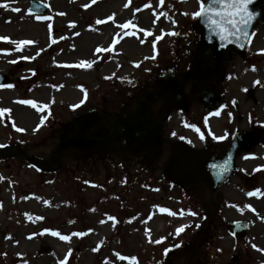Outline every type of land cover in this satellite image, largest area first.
I'll list each match as a JSON object with an SVG mask.
<instances>
[{
    "label": "rangeland",
    "instance_id": "374dc122",
    "mask_svg": "<svg viewBox=\"0 0 264 264\" xmlns=\"http://www.w3.org/2000/svg\"><path fill=\"white\" fill-rule=\"evenodd\" d=\"M41 1L49 6L45 14L29 12L30 0L25 12L50 17L43 20L42 41L22 56L0 43V72L12 78V87H0V109L9 110L0 117V264H264V144L238 158L236 176L220 190L210 194L202 188L199 198L173 186L160 160L152 161L151 170L145 156L125 158L113 148L62 156V167L53 171V165L43 170L28 159L51 158L62 139L75 132V121L91 109L101 110L108 125L121 107L168 69L188 70L200 31L194 13L205 0ZM58 19L80 24L72 39L87 50L70 56L65 67L54 58L68 56L71 38L63 32L70 28H63L64 22L51 24ZM262 50L264 21L243 53L230 52L217 83L225 94L222 106L208 110L190 83L185 88L190 106L184 113L174 108L165 127L198 149L205 138L223 137L231 118L235 130L251 122L264 126ZM78 56L93 62L87 73L72 63ZM61 76L67 81L58 90ZM106 130L102 126L93 133ZM106 162L112 163L109 173L104 171ZM123 171L134 182L133 189L121 192L117 174ZM144 178L147 183L140 185ZM256 189L260 191L248 195ZM108 217H114L110 229L91 235ZM235 220L248 221L249 229L234 235ZM178 228H183L179 235ZM46 229L69 235V245ZM79 231L86 237L72 235ZM178 251L190 254L189 260L177 256ZM165 252L173 253L164 259ZM116 253L129 259L120 260Z\"/></svg>",
    "mask_w": 264,
    "mask_h": 264
},
{
    "label": "water",
    "instance_id": "95a60500",
    "mask_svg": "<svg viewBox=\"0 0 264 264\" xmlns=\"http://www.w3.org/2000/svg\"><path fill=\"white\" fill-rule=\"evenodd\" d=\"M209 2L210 0H207L204 6L207 7ZM260 2L261 0H251V3L248 5V10L253 14V17L247 28L244 29L248 33L246 38L237 34L236 36H229L227 39L221 40L218 34L219 29L210 27L205 15L202 14L200 16L201 32L197 61L201 60L204 63L206 57L210 55L214 65L211 74L214 77L222 76L224 62L230 49H245L253 29L264 18V8L261 7ZM46 9V5L37 0H32L31 11L44 12ZM197 75L198 73L192 71L182 77H177L172 71L166 73L159 90L145 93L144 97L146 100L142 98L138 99L135 104L116 116L112 127L115 132L119 133V136L115 140L112 138L90 137L88 135L91 130L102 124L100 113L95 110L91 111L76 122V134L64 139L55 153L60 155L68 149L87 151L96 145H110L116 142L117 139L122 138L126 151L135 157L141 156L144 152L150 155H159L163 148L160 133L161 124L149 113V105L163 95H170L177 102H182L183 86L188 80L195 78ZM6 82L7 77L0 74V84ZM201 99L207 106L217 107L222 101V96L213 86L204 85ZM253 136L250 132L240 131L223 157L217 160L214 157L208 156L207 159L200 161V176L207 181L212 192L235 173V157L237 153L243 149L251 148L258 142L259 133ZM189 155L193 156V152H190ZM176 164L175 161H171L172 167ZM234 226V232L239 233L247 229L248 223H235Z\"/></svg>",
    "mask_w": 264,
    "mask_h": 264
},
{
    "label": "bare ground",
    "instance_id": "6f19581e",
    "mask_svg": "<svg viewBox=\"0 0 264 264\" xmlns=\"http://www.w3.org/2000/svg\"><path fill=\"white\" fill-rule=\"evenodd\" d=\"M27 0H0V4H5L7 7H3L2 14L3 16L0 18V37H8V41L0 40V43L2 44H8L9 46V52H16L17 54L26 55V53L31 52L44 38V29L42 26L45 27V23L43 20H37L35 17L26 14L25 8H26ZM13 8H19V12L12 11ZM61 22H64L63 28H70V30H65L63 33L65 36H69L70 39V50L68 52H65L68 56L63 58L62 56H56L54 58V61L57 62V65L62 66H69L68 64L70 56H73V54H79L80 52H83V54L86 53L85 46L84 48H81L82 46H78V43L75 39H72V32H74V29L81 27L80 24L74 20V19H67V20H54L51 22L53 26L56 27V25L61 24ZM50 24V25H51ZM49 25V24H48ZM102 32H105L106 30L102 27L100 28ZM46 31V30H45ZM54 31L59 33V30L57 28H54ZM61 37L62 39L66 37ZM99 39V38H98ZM21 40H27L31 41L30 44H13L11 41H21ZM130 40H126L125 43H127ZM60 54V53H59ZM81 54V53H80ZM53 61V59H52ZM81 61H88V58H85L84 56H78L72 63L76 66H80ZM62 62L66 63V65H63ZM87 66H81V72L87 73L88 72ZM62 72V71H61ZM57 74L59 76L61 74ZM67 81V78L65 76H61L60 84L57 86L59 88L58 90H61ZM46 91V89H44ZM47 92V91H46ZM264 93V91L262 92ZM28 115V119H29ZM75 153L73 150L69 151L65 154L64 158H70L72 154ZM47 211H50L48 208ZM98 224V223H97ZM94 226L93 233L91 235H97L100 231L108 230L111 226V219L107 218L104 222L99 223L98 225ZM65 246L69 245V242ZM82 264V263H81Z\"/></svg>",
    "mask_w": 264,
    "mask_h": 264
},
{
    "label": "snow or ice",
    "instance_id": "6c2138e0",
    "mask_svg": "<svg viewBox=\"0 0 264 264\" xmlns=\"http://www.w3.org/2000/svg\"><path fill=\"white\" fill-rule=\"evenodd\" d=\"M162 3L163 0H160ZM251 3V0H210V2L207 4V7L204 6L203 3H201V6L199 8V11L195 12V16H201L202 14L205 15L208 19L209 26L219 29V35L221 40L227 39L229 36H236L239 34L242 37H247L248 33L244 31L245 28H247L250 20L253 17V14L248 10V5ZM0 7H7L5 4H0ZM12 11L19 12V8H13ZM63 15V13H61ZM37 20H49L50 17L48 16H36ZM111 19V17H109ZM102 20H97L96 23L100 24L103 23ZM121 27H126V25H121ZM174 34V33H173ZM159 39V37H157ZM0 40L8 41V37H0ZM13 44H30L31 41L27 40H21V41H11ZM264 51V50H262ZM93 62L92 61H81L80 66H87L88 68L92 67ZM259 83V81H257ZM0 87H3V85H0ZM7 87H12V85H7ZM22 104H28L32 107H36V104L31 100H22L20 101ZM8 109H0V117L4 116L6 112H8ZM18 131H23V129H17ZM203 138V137H201ZM259 189H256L255 192H249L248 195L252 196L255 195L257 192H259ZM162 212H168V209L162 208ZM171 214V213H170ZM181 215L184 213L181 212ZM192 215H196V213H191ZM109 219H114V217H109ZM103 222V221H102ZM51 231V235L53 236H59L61 240L69 241L71 237L69 235H60L58 231L53 230H45ZM91 231V230H89ZM183 231V228H178L176 230V234L179 235L180 232ZM87 233L85 232H77L73 233L72 235L83 237ZM155 243H160V240L154 241ZM253 247H256V245H253ZM95 250V249H94ZM116 256L120 260H126L129 259L128 257L121 256L119 253H116ZM134 259V258H133ZM61 264H64L63 261H61Z\"/></svg>",
    "mask_w": 264,
    "mask_h": 264
},
{
    "label": "flooded vegetation",
    "instance_id": "af4514ba",
    "mask_svg": "<svg viewBox=\"0 0 264 264\" xmlns=\"http://www.w3.org/2000/svg\"><path fill=\"white\" fill-rule=\"evenodd\" d=\"M168 117H169V115L166 116V118H168ZM165 137L170 140V143L167 146V151H166L165 156H164V160H167L171 156V154H177L178 153V147L179 146L177 143L180 141V139H176L175 137H173V134L170 132L165 133ZM226 143H227L226 141L218 142V143H216V146L214 148L217 149L219 152H221L225 148ZM202 152H203L202 154L201 153L198 154V152H197V154L200 156H202V155L204 156V155H206L207 150L203 148ZM196 161L197 160H194V162L191 163V165H189V169L187 170V172L184 173L185 175L189 176V172L192 171L193 164H195ZM184 182H186V181L182 180L183 184H184ZM192 186H194V185H192Z\"/></svg>",
    "mask_w": 264,
    "mask_h": 264
}]
</instances>
